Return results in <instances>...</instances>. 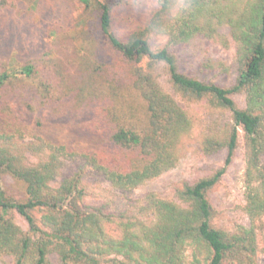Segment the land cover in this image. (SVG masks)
I'll use <instances>...</instances> for the list:
<instances>
[{
  "label": "trees",
  "instance_id": "obj_1",
  "mask_svg": "<svg viewBox=\"0 0 264 264\" xmlns=\"http://www.w3.org/2000/svg\"><path fill=\"white\" fill-rule=\"evenodd\" d=\"M77 1L96 7V26L121 60L120 68L101 76L102 92L80 96L92 114L86 123L89 149L76 151L40 139L42 157L30 162L11 143H0V261L8 257L14 264H258L259 255H264V0H183L173 16V0H157L147 27L125 34L113 30L108 1ZM3 6L0 3V15ZM223 23L238 42L237 75L231 86L201 82L181 72L171 47L198 34L214 37ZM151 30L163 33L167 44L152 49L146 38ZM156 63L164 64L169 84L182 99L230 113L232 123L224 133L205 134L200 143L206 156L221 150L226 156L210 174L181 184L174 199L147 194L145 219H117L106 206L85 203L90 191L84 177L94 172L115 189L130 193L176 164L179 144L193 128L192 116L157 83L151 70ZM37 72L32 60L0 66V124H10V113L18 119L29 113L37 93L20 90L16 83ZM41 77L45 96L56 85L48 75ZM240 92L246 95L243 108L232 98ZM239 129L245 148L243 210L249 224L228 231L213 224L209 193L233 158ZM76 158L81 163L69 173L63 171L65 160ZM5 177L15 182L19 195L1 184ZM13 211L24 218L27 230L13 221Z\"/></svg>",
  "mask_w": 264,
  "mask_h": 264
},
{
  "label": "rangeland",
  "instance_id": "obj_2",
  "mask_svg": "<svg viewBox=\"0 0 264 264\" xmlns=\"http://www.w3.org/2000/svg\"><path fill=\"white\" fill-rule=\"evenodd\" d=\"M102 1H108L111 5L113 30L123 34L136 28L145 29L149 18L158 8L157 0ZM182 2L173 0L169 8L170 16L179 11ZM0 3L5 8L0 15V66L10 68L32 60L38 68L36 77L16 83V88L20 90L33 89L32 92L28 91L36 92V99L32 101V108L25 118L18 119L14 113L8 114L10 124H0V135L7 138L0 136V143H11L13 150L24 152L30 162L42 157V153L38 152L40 139L64 144L76 151L89 149L92 145L86 123L92 114L86 110L80 96L102 92L101 76L115 71L113 67L119 69L121 64L96 26V7H86L77 0H0ZM212 22L217 25L215 20ZM216 33L214 37L195 35L187 42L171 47V51L181 72L201 82L210 81L229 87L237 75L238 42L225 23L218 26ZM146 38L152 49L167 44V37L157 30L146 32ZM151 70L162 89L192 116L193 128L179 144L176 164L159 176L138 185L130 193L115 189L94 172L84 177V185L90 191L84 199L85 203L106 206L116 214L117 219L126 216L145 219L142 207L147 194L155 193L165 199H174L175 190L181 184L192 183L210 174L224 164L226 156L224 150L206 156L200 143L205 134L222 135L232 123L230 113L206 103H192L182 99L169 84L163 63L154 64ZM43 74L51 77L52 83L56 85L45 96L39 85ZM232 98L241 108L247 105L244 92L236 93ZM5 139L7 141H3ZM79 158L75 161L65 160L63 171H72L81 163ZM244 169V139L239 129L233 158L209 193V201L214 209L213 224L216 227L235 231L239 226L249 224L243 210ZM14 183L5 177L1 184L7 186L10 194L19 195L18 186ZM11 217L23 230L28 229L26 221L18 213L13 211ZM0 264L14 263L4 257ZM258 264H264L263 254L259 255Z\"/></svg>",
  "mask_w": 264,
  "mask_h": 264
}]
</instances>
